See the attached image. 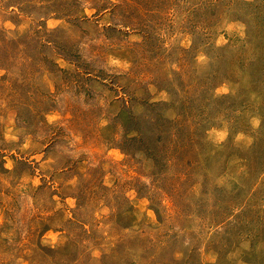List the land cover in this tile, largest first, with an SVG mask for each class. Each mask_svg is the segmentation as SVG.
Instances as JSON below:
<instances>
[{"label": "rangeland", "instance_id": "374dc122", "mask_svg": "<svg viewBox=\"0 0 264 264\" xmlns=\"http://www.w3.org/2000/svg\"><path fill=\"white\" fill-rule=\"evenodd\" d=\"M0 264H264V0H0Z\"/></svg>", "mask_w": 264, "mask_h": 264}]
</instances>
